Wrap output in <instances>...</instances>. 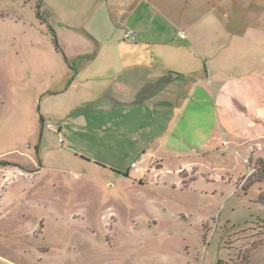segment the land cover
I'll use <instances>...</instances> for the list:
<instances>
[{"label": "rangeland", "instance_id": "374dc122", "mask_svg": "<svg viewBox=\"0 0 264 264\" xmlns=\"http://www.w3.org/2000/svg\"><path fill=\"white\" fill-rule=\"evenodd\" d=\"M171 71L169 100L213 103L200 141L136 90ZM244 256L264 264V0H0V264Z\"/></svg>", "mask_w": 264, "mask_h": 264}, {"label": "crops", "instance_id": "0c3cea01", "mask_svg": "<svg viewBox=\"0 0 264 264\" xmlns=\"http://www.w3.org/2000/svg\"><path fill=\"white\" fill-rule=\"evenodd\" d=\"M129 32V31H128ZM126 39V38H125ZM134 41V40H131ZM129 47H132V45H130ZM140 52V50H138ZM122 67L124 70L128 71L129 68L132 67H143L144 65H149L150 64V59L144 60L142 58H137V59H122L121 61ZM156 63H154L155 65ZM150 66L152 67L153 70H157L159 71V67L157 66L156 69H154V66H152L150 64ZM165 68V67H164ZM165 72V71H164ZM164 72L162 73L163 76L160 77L159 76H150L149 78H145L146 74L143 76H140L137 74V82L141 83V85L136 84V90L138 91H143L144 87H147V89L149 90L148 92H154V94H156V98H157V104H163V105H172V104H176V101L174 102L173 100H169V95H170V89L173 86V80H175L176 78V72L175 71H171V73H166L164 75ZM154 73V72H153ZM168 76H171V80H168L164 85L161 86H157L155 87L154 84H161L160 81H164V79ZM186 84L181 85V90L179 91V93L181 91H183L184 93L187 92V86L189 85L188 82L185 81ZM152 85V86H151ZM189 89V87H188ZM200 91V89H198ZM176 91V90H175ZM147 92V93H148ZM201 93V91H200ZM152 95V94H151ZM206 96V95H205ZM200 97V95H199ZM161 98V99H160ZM204 102H202V99H198V97L196 96V99H194V106H191L189 109L187 108V110H185V104L181 102V100H179L177 102V106L180 107L181 112H185V118H182L181 121V125L180 128L178 129V131L181 133V137H183L182 139H194V140H202L203 139V132L202 129L205 125V122L207 120V116H208V111L209 114L212 118V115H214V108H213V103L211 101V99H209L208 97L204 98ZM197 100L201 103L198 104ZM208 102L210 104H208ZM210 109V110H209ZM187 114V115H186ZM212 114V115H211ZM216 118V117H215Z\"/></svg>", "mask_w": 264, "mask_h": 264}, {"label": "trees", "instance_id": "16d2710c", "mask_svg": "<svg viewBox=\"0 0 264 264\" xmlns=\"http://www.w3.org/2000/svg\"><path fill=\"white\" fill-rule=\"evenodd\" d=\"M248 263H249V261H248V257L247 256H244V258L240 257L236 261H233V260H230V261L220 260L219 261V264H248Z\"/></svg>", "mask_w": 264, "mask_h": 264}, {"label": "built area", "instance_id": "2783aa9c", "mask_svg": "<svg viewBox=\"0 0 264 264\" xmlns=\"http://www.w3.org/2000/svg\"><path fill=\"white\" fill-rule=\"evenodd\" d=\"M126 39L127 40H135V38H134V33L133 32H127L126 33ZM137 164L136 163H134L133 165H132V168H136L137 169Z\"/></svg>", "mask_w": 264, "mask_h": 264}]
</instances>
